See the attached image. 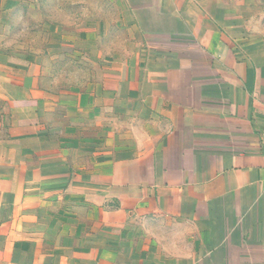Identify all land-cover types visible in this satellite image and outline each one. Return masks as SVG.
<instances>
[{"label":"crops","instance_id":"obj_1","mask_svg":"<svg viewBox=\"0 0 264 264\" xmlns=\"http://www.w3.org/2000/svg\"><path fill=\"white\" fill-rule=\"evenodd\" d=\"M97 1L54 36L96 80L56 87L0 0V264H264L262 36L232 0Z\"/></svg>","mask_w":264,"mask_h":264},{"label":"rangeland","instance_id":"obj_2","mask_svg":"<svg viewBox=\"0 0 264 264\" xmlns=\"http://www.w3.org/2000/svg\"><path fill=\"white\" fill-rule=\"evenodd\" d=\"M10 1L19 3V8L10 11L8 32L3 37V46L8 50L9 55L23 58L30 63L36 61L46 64L45 77L49 82H54L56 87L92 83L96 80L98 69L95 65L96 61L85 60L80 57V53H74L80 58H73L71 57L73 53L69 56L64 52H54L58 44L54 36L58 34L56 33L58 30L64 29V26H57L60 23L65 25L67 23L66 28L71 33L80 34L86 30L87 27H83V19L87 15L102 16L104 13L102 10H96L97 0ZM87 2L89 10H86ZM231 2L234 7L231 19L236 21L241 18L247 21L250 31L262 36L264 40V0H232ZM122 34L119 33L120 37L124 38ZM127 46L128 43L120 42L122 50Z\"/></svg>","mask_w":264,"mask_h":264}]
</instances>
